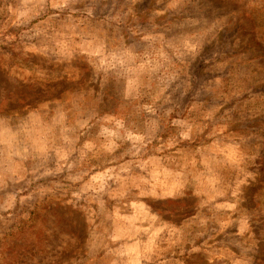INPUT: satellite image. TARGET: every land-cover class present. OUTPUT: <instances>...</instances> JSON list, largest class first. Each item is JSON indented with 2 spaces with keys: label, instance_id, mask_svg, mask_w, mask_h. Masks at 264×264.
Returning <instances> with one entry per match:
<instances>
[{
  "label": "rangeland",
  "instance_id": "1",
  "mask_svg": "<svg viewBox=\"0 0 264 264\" xmlns=\"http://www.w3.org/2000/svg\"><path fill=\"white\" fill-rule=\"evenodd\" d=\"M0 264H264V0H0Z\"/></svg>",
  "mask_w": 264,
  "mask_h": 264
},
{
  "label": "trees",
  "instance_id": "2",
  "mask_svg": "<svg viewBox=\"0 0 264 264\" xmlns=\"http://www.w3.org/2000/svg\"><path fill=\"white\" fill-rule=\"evenodd\" d=\"M129 5H131L132 7H134V5H132V4H129ZM198 7H194L193 6L194 9H197ZM208 8L209 7L205 6V9H208ZM198 10H201V9H198ZM48 12H52V11L49 9ZM190 27L193 28V26H190ZM182 29H183L182 27H179L178 28L179 31H181ZM113 75H114V73L113 74H109L107 76L108 78L104 81L105 83L101 84V89H102V92H103V97H102L101 101L98 103V114H97L96 117H98V115H100V116L107 115L111 119V122L112 123H114L113 120H118L119 122L125 123L126 126H130V124H131V116H132L131 115V112L133 111V109L135 107H137V104H136L137 99L135 97H133V98H130L129 97L130 99H127L125 96H120L117 99V97H115L114 91L112 90V85L114 87L113 80H112V76ZM125 95L127 96L128 94H125ZM133 106H134V108H132ZM242 120H244V119H242ZM111 122H109V123L111 124ZM124 132H125V130H123V133ZM126 133H128L129 136L131 135V133L128 132V131H126ZM117 134L120 135L121 134V130H119V132ZM151 137H153V136H151ZM149 139H150V142L148 144H153V145L156 144L155 141H156L157 138H149ZM129 147H131V146H129ZM197 151H196L198 153L197 156L201 157V156L204 155V154H202V151H200V150H197ZM190 152H192V151L185 152L184 154L185 155L186 154L188 155V154H190ZM138 153L139 152H137V154ZM160 155L161 154H159V157H160ZM144 157L150 158L151 157V152H149V153L146 152V154H144ZM127 160L128 159L126 158L125 161H127ZM119 163L120 162H118L116 165H118ZM130 164L132 166H134L135 164H138L139 165V162H138V160L136 158ZM137 170L138 169H137V166H136V170L135 171H137ZM113 175L110 174L109 177H108V179H107L108 180L107 183H108L109 186H111V183L113 181L112 180V176Z\"/></svg>",
  "mask_w": 264,
  "mask_h": 264
}]
</instances>
